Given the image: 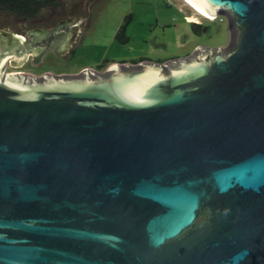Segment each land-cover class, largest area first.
<instances>
[{
	"label": "water",
	"instance_id": "1",
	"mask_svg": "<svg viewBox=\"0 0 264 264\" xmlns=\"http://www.w3.org/2000/svg\"><path fill=\"white\" fill-rule=\"evenodd\" d=\"M189 1L224 48L36 78L82 21L0 41V264H264V0Z\"/></svg>",
	"mask_w": 264,
	"mask_h": 264
},
{
	"label": "rangeland",
	"instance_id": "2",
	"mask_svg": "<svg viewBox=\"0 0 264 264\" xmlns=\"http://www.w3.org/2000/svg\"><path fill=\"white\" fill-rule=\"evenodd\" d=\"M2 15L0 31L10 33L14 26L17 30L26 28L28 32L50 31L60 22L82 21L77 41L68 53L60 56L55 50H48L41 57L40 65L34 66L31 54L18 67L10 64L15 57L9 58L4 65L5 75L24 72L36 78L45 73L73 76L95 68L105 72L112 62L140 58L173 60L192 55L197 45L224 48L229 40V25L221 17L205 22L210 24L211 32L194 36L186 15L191 20L198 13L183 0H64L58 7L45 9L31 18L26 27L21 18ZM128 15L133 16L128 29L130 42L122 45L115 34ZM22 39L26 41V37Z\"/></svg>",
	"mask_w": 264,
	"mask_h": 264
},
{
	"label": "flooded vegetation",
	"instance_id": "3",
	"mask_svg": "<svg viewBox=\"0 0 264 264\" xmlns=\"http://www.w3.org/2000/svg\"><path fill=\"white\" fill-rule=\"evenodd\" d=\"M0 17H2V13L4 14H8L7 12H0ZM14 16V15H13ZM15 17V16H14ZM198 18H200V20H197ZM22 19V18H21ZM31 18H27V19H22L21 23L22 25L25 24V27L28 26V22ZM219 19L218 17L214 18V19H211V20H207L204 16L198 14V17H195V19H193V22L191 25V28H192V32H193V35L194 36H198V37H201L203 35V33H209L211 32V27H210V24L208 23V25L205 24V22H213L215 20ZM223 22L226 21L228 23V19L223 16L222 18ZM72 21L69 22V24H71ZM67 24V27L68 25ZM71 26V25H70ZM12 33L10 34L9 32L5 31L3 34H1L0 32V41L1 40H6L8 41V39H10L11 41H8L10 42V47H7L8 50H10V52L13 51V49H18L20 47V39L21 38H24V37H27L28 39L30 37H35V36H40L41 34H38L36 35V32L34 33L33 31H30L28 32V30L26 28H20L19 30H17V27L14 26V28L11 30ZM73 31L75 32V29H73ZM3 36H5L6 38H3ZM17 37H19V39H17ZM198 45L195 47V49L197 50L198 48ZM208 48H216V47H208ZM194 50V49H193ZM45 53V52H43ZM191 55L187 56V57H183V58H188L190 57ZM183 58H177V59H183ZM173 60H176V59H173ZM172 61V59H167V60H153L151 58H146V59H143V58H140V59H137V60H129V61H122V62H112L113 64H120V65H132V66H136V65H139L141 63H145V62H151V63H156V64H165L167 62H170ZM94 70H96L97 72H100V73H103L101 72V69L100 68H95ZM21 73H24V72H21ZM16 74H19L18 72H16ZM45 74H49V73H45ZM25 75V73H24ZM27 76V75H26Z\"/></svg>",
	"mask_w": 264,
	"mask_h": 264
},
{
	"label": "trees",
	"instance_id": "4",
	"mask_svg": "<svg viewBox=\"0 0 264 264\" xmlns=\"http://www.w3.org/2000/svg\"><path fill=\"white\" fill-rule=\"evenodd\" d=\"M63 1L64 0H0V12H7L8 14L22 19L33 18L45 9L58 7ZM132 20V15L126 16L115 34L116 40L122 45H127L130 42L128 29Z\"/></svg>",
	"mask_w": 264,
	"mask_h": 264
},
{
	"label": "bare ground",
	"instance_id": "5",
	"mask_svg": "<svg viewBox=\"0 0 264 264\" xmlns=\"http://www.w3.org/2000/svg\"><path fill=\"white\" fill-rule=\"evenodd\" d=\"M185 3H187L192 9H194L195 11H197L199 14L203 15L204 17H207L209 19H214L215 17H210L207 14L203 13L202 11H200L195 5H193L189 0H183Z\"/></svg>",
	"mask_w": 264,
	"mask_h": 264
},
{
	"label": "clouds",
	"instance_id": "6",
	"mask_svg": "<svg viewBox=\"0 0 264 264\" xmlns=\"http://www.w3.org/2000/svg\"><path fill=\"white\" fill-rule=\"evenodd\" d=\"M197 12V11H196ZM198 13V12H197ZM199 14V13H198ZM201 15V14H200ZM203 16V15H202ZM218 17H221V18H223V16H218ZM207 20H211V19H209V18H207V17H205ZM216 18V17H215ZM186 21L188 22V23H190V24H192V22H193V19H189V17L186 15Z\"/></svg>",
	"mask_w": 264,
	"mask_h": 264
}]
</instances>
